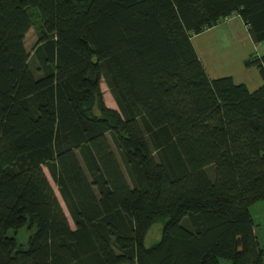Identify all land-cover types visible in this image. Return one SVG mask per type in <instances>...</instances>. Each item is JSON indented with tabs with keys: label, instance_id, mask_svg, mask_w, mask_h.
Returning <instances> with one entry per match:
<instances>
[{
	"label": "trees",
	"instance_id": "obj_1",
	"mask_svg": "<svg viewBox=\"0 0 264 264\" xmlns=\"http://www.w3.org/2000/svg\"><path fill=\"white\" fill-rule=\"evenodd\" d=\"M232 13L264 40V0H0V264H264V52L249 91L190 40Z\"/></svg>",
	"mask_w": 264,
	"mask_h": 264
},
{
	"label": "crops",
	"instance_id": "obj_2",
	"mask_svg": "<svg viewBox=\"0 0 264 264\" xmlns=\"http://www.w3.org/2000/svg\"><path fill=\"white\" fill-rule=\"evenodd\" d=\"M229 18V19H228ZM225 20L233 19L226 26L215 24L190 37L193 49L209 78L230 76L234 83H242L249 90H255L262 82L255 66L245 67L243 61L254 54H261L260 43L254 44L247 32L246 25L236 14ZM217 27V28H216ZM230 37L226 39L228 33Z\"/></svg>",
	"mask_w": 264,
	"mask_h": 264
},
{
	"label": "rangeland",
	"instance_id": "obj_3",
	"mask_svg": "<svg viewBox=\"0 0 264 264\" xmlns=\"http://www.w3.org/2000/svg\"><path fill=\"white\" fill-rule=\"evenodd\" d=\"M229 19V18H228ZM227 21L228 24H233V19L231 20H225V19H220L216 24H219V26H226L224 24V22ZM36 24L34 23L25 33L24 38H23V45L25 48V51L28 54V58H27V64L30 67L31 70H33L34 74H38L40 73L38 71V69L36 70V66H37V61L34 58V55L32 54V50L34 45L36 44L37 40H38V29L35 26ZM217 28V27H216ZM228 33V32H227ZM230 37V34L228 33V36L226 37V39H228ZM264 48V43H260L258 49H263ZM255 55V54H254ZM99 88L101 91V96L103 99L104 104L107 107L116 109V106L105 86V84L103 83L102 79H100L99 81ZM42 170L49 182V185L51 186L65 216L66 219L68 221L69 226L72 228L73 224L70 220V217L67 213V210L55 188L54 183L52 182L47 170L42 167ZM248 211L253 223L252 226V230L253 233L256 237V240L258 242L259 247L262 248V250L264 251V199L262 200H258L256 202H254L253 204H251L248 207ZM185 220H182V224H184ZM160 229H161V221H155L153 222L150 227L148 228V230L146 231L144 238H143V246L148 247L149 245H151L152 243L156 242L159 238V234H160ZM31 230H28L26 227H22L20 229H18L17 231H15L14 233H12L17 241V243L19 244L20 247H24L25 246V242L26 239L28 237V235L30 234ZM217 264H230L228 260L223 259V258H218L217 259Z\"/></svg>",
	"mask_w": 264,
	"mask_h": 264
}]
</instances>
